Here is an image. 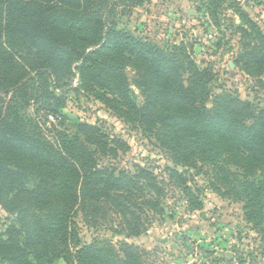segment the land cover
Masks as SVG:
<instances>
[{
  "label": "trees",
  "instance_id": "16d2710c",
  "mask_svg": "<svg viewBox=\"0 0 264 264\" xmlns=\"http://www.w3.org/2000/svg\"><path fill=\"white\" fill-rule=\"evenodd\" d=\"M145 1L18 2L20 33L29 34L25 40L32 51L23 55L0 42V88L10 96L0 103V204L12 217L7 238L0 234L1 264H151L146 251L125 242L96 239L81 246L77 239L78 210L109 223L114 237L127 239L145 234L164 214L163 189L153 173L136 166L135 174H113L96 159L94 149L110 158L127 151L123 140L88 123L77 131H58L53 122L52 135L46 134L44 126L62 99L45 88L46 75L54 78L57 91L59 72L82 60V72L92 67L103 78L115 77L104 87L115 97L104 99L106 104L132 125L157 126L175 165L231 169L225 183L236 198L247 200L245 219L264 248V109L230 95L214 97L209 105V75L184 43L165 52L118 29L119 16ZM249 25L256 43L246 46L239 60L247 73L264 72V35ZM239 30L248 37L246 28ZM132 88L143 96L142 106ZM30 107L36 108L34 116L27 114ZM170 173L184 193L191 191L182 173Z\"/></svg>",
  "mask_w": 264,
  "mask_h": 264
},
{
  "label": "rangeland",
  "instance_id": "374dc122",
  "mask_svg": "<svg viewBox=\"0 0 264 264\" xmlns=\"http://www.w3.org/2000/svg\"><path fill=\"white\" fill-rule=\"evenodd\" d=\"M11 1L14 5L10 7ZM20 1L34 4L42 0H0V22L4 24L0 29V42L3 41L5 47L20 49L23 55H30L32 50L25 40L29 34L20 33ZM249 21L264 35V0H146L121 14L117 27L165 52L184 43L200 70L209 75V105L214 97L230 95L233 99L250 102L256 109H264V72L247 73L239 60L246 46L256 43L252 26H246ZM240 28L247 29L248 37L240 35ZM94 50L95 47L91 49ZM17 58L22 61L20 56ZM82 62H75L59 72L57 91L54 78L46 75L45 88L62 97L55 107L56 112L51 113L53 116L44 126L46 134L52 135L50 123L53 122L58 125V131H77L79 124L88 123L111 139L123 140L129 146L127 151L110 158L93 148L96 159L113 174L120 171L135 174L136 166L153 173L163 189L164 214L152 220L145 234L127 239L114 237L109 223L86 218L85 211L78 210L75 222L80 245H91L96 239L125 242L146 251L151 264H240L241 259L244 264H264V248L245 219L247 200L236 198V192L225 183V179L231 178V169L226 165L223 171L199 162L196 169L189 170L175 165L171 154L161 146L163 134L157 126L132 125L106 104L104 99L110 102L115 97L104 87L109 86L107 79L115 80V77L103 78L92 67L84 73ZM132 74L128 70L127 77L131 79ZM132 89L137 102L134 101L142 106L143 96L136 88ZM1 90L0 103L10 98ZM35 109L30 107L28 116H34ZM54 114L61 117V121L55 120ZM170 170L183 174L191 189L189 193L180 188L178 179L171 178ZM28 188L33 189V185ZM198 203H201L199 208L195 206ZM11 224L12 217L0 204V234L4 239Z\"/></svg>",
  "mask_w": 264,
  "mask_h": 264
}]
</instances>
